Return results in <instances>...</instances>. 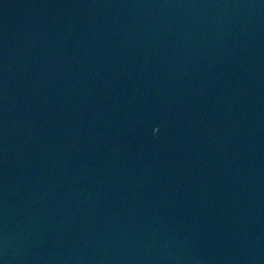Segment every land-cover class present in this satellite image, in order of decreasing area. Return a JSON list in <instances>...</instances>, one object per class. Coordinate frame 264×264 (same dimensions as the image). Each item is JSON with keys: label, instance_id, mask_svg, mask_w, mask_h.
I'll list each match as a JSON object with an SVG mask.
<instances>
[{"label": "water", "instance_id": "water-1", "mask_svg": "<svg viewBox=\"0 0 264 264\" xmlns=\"http://www.w3.org/2000/svg\"><path fill=\"white\" fill-rule=\"evenodd\" d=\"M0 264H264V0H0Z\"/></svg>", "mask_w": 264, "mask_h": 264}]
</instances>
